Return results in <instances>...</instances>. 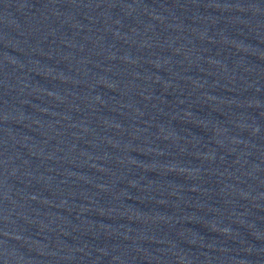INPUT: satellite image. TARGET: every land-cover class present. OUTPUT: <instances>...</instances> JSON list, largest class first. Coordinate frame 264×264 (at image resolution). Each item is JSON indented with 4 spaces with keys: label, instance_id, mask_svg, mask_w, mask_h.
Returning a JSON list of instances; mask_svg holds the SVG:
<instances>
[{
    "label": "water",
    "instance_id": "1",
    "mask_svg": "<svg viewBox=\"0 0 264 264\" xmlns=\"http://www.w3.org/2000/svg\"><path fill=\"white\" fill-rule=\"evenodd\" d=\"M0 264H264V0H0Z\"/></svg>",
    "mask_w": 264,
    "mask_h": 264
}]
</instances>
